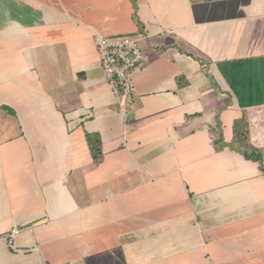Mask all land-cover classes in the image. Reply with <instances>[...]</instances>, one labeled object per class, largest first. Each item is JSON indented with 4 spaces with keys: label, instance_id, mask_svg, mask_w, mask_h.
I'll return each instance as SVG.
<instances>
[{
    "label": "crops",
    "instance_id": "crops-1",
    "mask_svg": "<svg viewBox=\"0 0 264 264\" xmlns=\"http://www.w3.org/2000/svg\"><path fill=\"white\" fill-rule=\"evenodd\" d=\"M97 33L142 46L125 117ZM240 118L264 148V0H0V264H264Z\"/></svg>",
    "mask_w": 264,
    "mask_h": 264
},
{
    "label": "built area",
    "instance_id": "built-area-1",
    "mask_svg": "<svg viewBox=\"0 0 264 264\" xmlns=\"http://www.w3.org/2000/svg\"><path fill=\"white\" fill-rule=\"evenodd\" d=\"M94 39L105 79L117 97L126 99L125 102L122 100L119 102V113L125 117L126 102H132L131 73L142 61L141 46L137 38L129 36L107 38L97 33ZM20 232L18 227H12L5 233L7 245L18 251L20 249L15 245V238Z\"/></svg>",
    "mask_w": 264,
    "mask_h": 264
},
{
    "label": "trees",
    "instance_id": "trees-1",
    "mask_svg": "<svg viewBox=\"0 0 264 264\" xmlns=\"http://www.w3.org/2000/svg\"><path fill=\"white\" fill-rule=\"evenodd\" d=\"M233 128L234 138L227 146L237 150L245 158L257 162L259 169L264 174V148L255 147L247 142L248 128L243 118L235 120ZM97 138V135H87V141L95 159H99L101 156L99 143L96 141ZM233 145L236 147L234 148Z\"/></svg>",
    "mask_w": 264,
    "mask_h": 264
},
{
    "label": "rangeland",
    "instance_id": "rangeland-1",
    "mask_svg": "<svg viewBox=\"0 0 264 264\" xmlns=\"http://www.w3.org/2000/svg\"><path fill=\"white\" fill-rule=\"evenodd\" d=\"M141 46V45H140ZM141 48H142V46H141ZM13 121H14V119H13ZM12 130V128H9V131H11ZM231 143V142H230ZM230 143H227V144H224V145H228V144H230ZM234 146V145H233ZM232 146V147H233ZM236 146H234V148H235ZM232 149V148H231ZM232 150H235V149H232Z\"/></svg>",
    "mask_w": 264,
    "mask_h": 264
}]
</instances>
